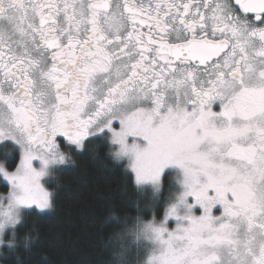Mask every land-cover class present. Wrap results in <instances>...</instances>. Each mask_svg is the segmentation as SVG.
I'll return each mask as SVG.
<instances>
[{"label": "snow or ice", "instance_id": "6c2138e0", "mask_svg": "<svg viewBox=\"0 0 264 264\" xmlns=\"http://www.w3.org/2000/svg\"><path fill=\"white\" fill-rule=\"evenodd\" d=\"M98 142L156 206L114 264H264V0H0V246Z\"/></svg>", "mask_w": 264, "mask_h": 264}, {"label": "trees", "instance_id": "16d2710c", "mask_svg": "<svg viewBox=\"0 0 264 264\" xmlns=\"http://www.w3.org/2000/svg\"><path fill=\"white\" fill-rule=\"evenodd\" d=\"M66 151L71 163L46 184L54 193L52 209L25 219L16 250L1 247L0 264H114L118 250L130 247L122 243L131 235L130 222L153 218L152 193L135 186L126 163L112 159L110 145L98 142L87 154ZM3 152L13 155L10 148ZM8 190L0 185V195ZM162 192V200L175 192L169 177Z\"/></svg>", "mask_w": 264, "mask_h": 264}, {"label": "rangeland", "instance_id": "374dc122", "mask_svg": "<svg viewBox=\"0 0 264 264\" xmlns=\"http://www.w3.org/2000/svg\"><path fill=\"white\" fill-rule=\"evenodd\" d=\"M0 146H2V145H0ZM64 149H71L70 148V146L69 147H65L64 148V146L62 145V150H64ZM122 162H125V161H122ZM126 163V162H125ZM127 165V164H126ZM63 166H65V165H62V166H60V167H63ZM169 178H170V183L174 186V189H175V185H176V177H175V174H173V175H171V176H168ZM53 174L51 175V176H49V177H46L45 178V186H46V184L49 182V181H51V180H53ZM7 195V194H6ZM6 195H0V196H6ZM51 210V209H50ZM50 210H46L45 212H43V213H46V212H49ZM38 211V210H37ZM39 212V211H38ZM41 213V212H40ZM1 247L2 246H0V249H1Z\"/></svg>", "mask_w": 264, "mask_h": 264}, {"label": "flooded vegetation", "instance_id": "af4514ba", "mask_svg": "<svg viewBox=\"0 0 264 264\" xmlns=\"http://www.w3.org/2000/svg\"><path fill=\"white\" fill-rule=\"evenodd\" d=\"M65 148V147H64ZM71 148V147H70ZM65 151L67 150V149H64Z\"/></svg>", "mask_w": 264, "mask_h": 264}]
</instances>
